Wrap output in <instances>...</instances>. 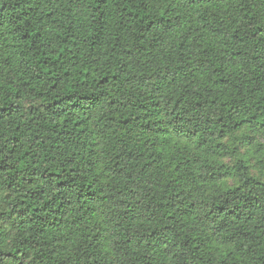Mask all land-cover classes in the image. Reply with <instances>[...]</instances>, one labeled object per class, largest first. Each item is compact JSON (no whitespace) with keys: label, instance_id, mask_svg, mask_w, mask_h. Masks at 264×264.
Wrapping results in <instances>:
<instances>
[{"label":"trees","instance_id":"trees-1","mask_svg":"<svg viewBox=\"0 0 264 264\" xmlns=\"http://www.w3.org/2000/svg\"><path fill=\"white\" fill-rule=\"evenodd\" d=\"M0 264H264V0H0Z\"/></svg>","mask_w":264,"mask_h":264},{"label":"rangeland","instance_id":"rangeland-1","mask_svg":"<svg viewBox=\"0 0 264 264\" xmlns=\"http://www.w3.org/2000/svg\"><path fill=\"white\" fill-rule=\"evenodd\" d=\"M243 134H245V133L241 132V133L237 134V136L242 137ZM236 152L238 154L237 157L230 156V157L225 159V163H227L228 165L233 166L236 163L237 159H240V160L245 159L247 161L248 165H249V169L251 170V173L254 176H258V171L255 168V162L251 161V160L248 161V159H247L249 157L248 156L249 155L248 154L249 153V148L247 146H244V145H239L237 147V151Z\"/></svg>","mask_w":264,"mask_h":264}]
</instances>
